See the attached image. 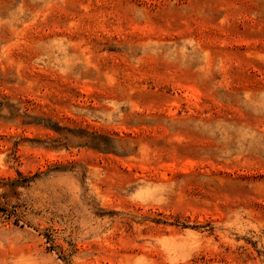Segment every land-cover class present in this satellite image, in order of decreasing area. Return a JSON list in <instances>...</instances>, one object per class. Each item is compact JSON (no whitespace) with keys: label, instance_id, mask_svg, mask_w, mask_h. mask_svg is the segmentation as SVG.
I'll use <instances>...</instances> for the list:
<instances>
[{"label":"rangeland","instance_id":"rangeland-1","mask_svg":"<svg viewBox=\"0 0 264 264\" xmlns=\"http://www.w3.org/2000/svg\"><path fill=\"white\" fill-rule=\"evenodd\" d=\"M0 264H264V0H0Z\"/></svg>","mask_w":264,"mask_h":264}]
</instances>
